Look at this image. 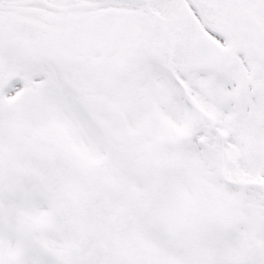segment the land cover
Here are the masks:
<instances>
[{
	"label": "snow or ice",
	"instance_id": "6c2138e0",
	"mask_svg": "<svg viewBox=\"0 0 264 264\" xmlns=\"http://www.w3.org/2000/svg\"><path fill=\"white\" fill-rule=\"evenodd\" d=\"M0 264H264V0H0Z\"/></svg>",
	"mask_w": 264,
	"mask_h": 264
}]
</instances>
